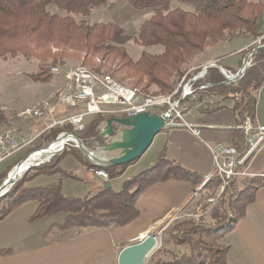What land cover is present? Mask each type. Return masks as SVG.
<instances>
[{"label": "trees", "instance_id": "obj_1", "mask_svg": "<svg viewBox=\"0 0 264 264\" xmlns=\"http://www.w3.org/2000/svg\"><path fill=\"white\" fill-rule=\"evenodd\" d=\"M128 1L136 10L153 11L135 37V42L142 47L138 59L132 57L122 44L124 32L120 24L113 21L91 23L85 18L108 0H0V57L36 55L41 60L39 72L30 76L35 81L47 82L54 74L50 63H63L65 55H69L64 51H75L94 61L90 67L93 71L130 85L142 97L150 94L173 95L178 100L183 92L179 85L203 68L189 71L188 64L195 55L235 32H245L255 39L263 35L258 26L259 17L264 12V2L260 0ZM179 2L189 5V8H184ZM50 5L64 12H52ZM260 44H264V38ZM258 45L252 44L239 52L242 57L239 67L244 56ZM53 48L58 52L44 58L46 53L43 52ZM151 48L155 51H150ZM51 58L49 63L47 59ZM251 59V66L245 75L227 84L220 69L210 67L202 79L192 81L195 91L183 103L195 106L201 97L209 95L215 100L210 110L231 106L238 124L247 119L254 120L257 93L264 83V48L256 51ZM237 71V68L232 70L233 73ZM206 83L214 85L200 88ZM106 118L107 115H96L85 121L86 129L81 131L80 137L88 147H92L94 142L101 145L107 143V138L99 136L101 123ZM66 128L72 130L71 126ZM63 130L57 128L45 135V143L55 139ZM236 130L238 133L232 145L240 143L242 155L247 150L246 134L240 128ZM68 146L73 148L68 149ZM68 146L49 162L31 168L0 197V221L28 201L36 200L38 205L31 221L58 212L66 213L64 221L54 222L49 230L57 228L62 232H72L74 228L106 229L135 221L141 215L137 206L140 193L157 182L190 180L194 188L203 181L196 179V175L181 164L161 156L152 167L126 179L120 190L110 186L94 195L80 198L64 195L60 183L26 186L29 177L61 170L59 161L62 153L71 152L88 166H94L79 148L73 144ZM128 164L104 169L113 178L123 174ZM13 166L6 172L0 170V186ZM221 184L222 180L214 177L204 185L202 191L208 188L210 195H216ZM263 186L264 175L235 177L211 206L206 219L184 217L174 220L164 229L161 247L146 264H228V246L222 243L223 234L233 229L246 214ZM130 244L125 243L122 247ZM9 250L1 249L0 254Z\"/></svg>", "mask_w": 264, "mask_h": 264}, {"label": "rangeland", "instance_id": "obj_2", "mask_svg": "<svg viewBox=\"0 0 264 264\" xmlns=\"http://www.w3.org/2000/svg\"><path fill=\"white\" fill-rule=\"evenodd\" d=\"M260 1L264 2V0H260ZM181 5L184 8H189V5L185 3H181ZM49 10H51L52 12H56V11L64 12L54 5H50ZM152 14H153L152 10H143V11L136 10L135 8L132 7V5L129 3L128 0H108V3L100 6L98 9L93 10L85 18L89 20L91 23L100 22V21H113V22L120 24L123 27V32H124L123 38L121 40L122 44L127 47L132 57H134L135 59H138L142 52L141 51L142 47L135 42V37L138 35L139 29L142 23L148 18H150ZM258 26H259L260 31L263 33L261 37H258L257 39H255L254 37H252L251 35L245 32H235L233 34H229L224 39L219 40L215 44L209 45L202 52L195 55L193 59L190 61V63L188 64V68L190 69L189 71H194L199 67H204L205 65L209 64L206 62H208V60L210 59H215L214 62H217V63L220 62L227 68L239 69L240 60L242 58L239 52L245 48H248L253 41L254 42L252 44L262 45L260 43L262 39L264 38V12H262V14L259 17ZM150 51H155V50L154 48H151ZM57 52L58 51L55 48H53V50L48 49L47 52H43V53H46L44 58L45 57L47 58L49 55H52L53 53H57ZM66 53H69V55H65L66 56L64 58L65 62L63 63L61 62L58 64L50 63L52 58L47 59L51 65V71L54 72L53 68L54 67L57 68V70L55 71L57 73L54 72L51 80L47 82L35 81L32 78V76H30V74H33V73L37 74V72H39L38 70L40 68L41 60L37 58L36 55L32 54V56H28V57L20 55L15 58L14 57H8V58L0 57V132L13 129L14 132L18 134L20 132L22 134L26 133L28 137L32 136L33 134L37 135L38 132L35 130L34 127H35L36 120L39 121L40 118L34 117L33 111L35 109L42 107L45 101H48L51 104L54 103L56 105L55 117L57 118H63V117L68 116L69 114H74V113H69L74 110L75 111L78 110L77 112H75V113H78L85 109V105L82 103H77L75 106L67 103L64 100V96L67 92L72 91L74 88L73 87L72 89H70V86H69L70 84L69 74H71V72H73L74 70L76 71L80 68H84L90 71L91 73L93 72L92 74H98L90 68L91 65L94 64L93 63L94 61H92V59L89 56H84L83 54H80L75 51H72V52L64 51V54ZM100 76L106 77L110 75H100ZM112 79L116 81L117 84L125 86L126 88H132L130 85L118 82L113 77ZM179 86H186V81L183 84H180ZM138 95L141 96V94L139 93ZM155 96L157 97V95ZM159 96H166L167 98H171V102L176 101L173 95H159ZM238 97H240V95H238ZM181 103H183V101ZM109 107L116 108V106H113V105ZM47 112L48 110L46 109L45 113ZM153 112L155 113L158 112L160 114L161 112H164V110L160 107H152L150 108V113H153ZM96 115L97 117L99 115H105V116L107 115V118L111 116L124 117L121 115V113L101 112V113L85 115L83 118V121L84 120L88 121ZM104 122L105 121H103L101 125ZM67 126H63V127L55 126V127H52L51 129H47L43 131L42 134H40L34 140L32 144L24 147L20 151L6 158L1 163L0 170L3 172H6L16 162L18 161L20 162L21 161L20 159L24 158L27 154L31 153L32 151L38 148L46 146L49 142L55 140L63 132L71 131V132L76 133L80 137L81 131L83 130L81 131L76 130L72 126H71L72 130H67L66 128ZM57 128L64 129L65 131L63 130L55 139H52L48 141L47 143H45L43 139L44 136L53 132ZM119 128H121V126L117 127V129ZM109 140L110 138H107V142ZM158 140L159 138L156 139L155 142L151 144V146L144 152V154L141 156V158L138 161L135 160L137 161L136 165L135 163L132 164L134 161L130 162L131 164L130 163L128 164V166L131 165L130 166L131 168L129 170H127L120 176H116V177H113L112 179H109V181H106V182L107 183L110 182L114 190H120L123 182L129 176L140 173L143 170L155 165L157 162V157H158V151H157L158 150L157 145L159 144L157 142ZM71 144L74 145L73 142H71ZM98 144H99L98 142H94L92 147H88L87 145L86 146L90 149H94L93 146L96 147V146L101 145V144L99 145ZM68 147H69L68 149L73 148L72 146H68ZM46 162H49V161H45L43 163H46ZM59 166L61 170L51 172V173H42V174L29 177L28 180L26 181V186L29 187V186H40V185L60 183L61 190L64 195L71 196V197H80V198L91 196L95 194L96 192H98V190H101L107 187V183L104 180H102V178L98 177L95 174L96 171L99 170L100 168H97V166H89V171L95 174L96 176L89 173L87 170V165L83 163V161L80 160L78 157L74 156L71 152H67L64 154L62 153L60 155ZM92 169H94V171H92ZM200 180H202V178H200ZM202 183L203 182L199 183L198 185H196V187H199L200 184ZM223 186L224 184L222 183L220 190L217 192L219 194L216 193V195H210L212 197L210 199L212 205H214L217 202V200L221 196V193L227 188L228 185L224 188V190H223ZM96 187H97V190L93 191L94 188ZM196 187H194V190L196 189ZM198 197H195V198H198ZM191 198H192V194H191ZM27 203H28L27 206H25V208L23 209H26L34 204L38 205L36 200H30ZM20 207H18L17 209H19ZM19 211H22V210H19ZM209 211L210 210H208L207 212ZM17 212L14 215L20 216L21 214H23L21 212H19L20 214H18ZM65 216H66L65 212H58L56 214L49 215L41 219H37L33 221L32 224H30L29 226H24V224H22L21 217H17L16 219L13 217L11 218V221L1 223L0 229H4V230L6 229L5 230L6 233H9V235H13L10 241L11 247L14 246L18 248L20 246L27 245L25 244L26 241H29L33 244H39L47 240H55L59 237L63 238V237L70 235V232H62V231H59L57 228L49 230L50 226L54 222L64 221ZM179 217L180 216L178 215V217L176 218L182 219L184 217H193V216L189 215V216H184L181 218ZM14 219L16 221H14ZM78 230L79 228H74L72 232L78 231ZM160 230L161 229H152V232H150V234H153V233L158 234L159 243L156 249L153 251V253L148 257V259L155 253V251L158 248L161 247L163 229L161 230L162 232ZM117 231L118 230L112 231L114 232V238L116 240H118L119 238L117 236ZM18 234H21V239H22L21 241L15 240L17 239ZM10 245L7 244L5 246L10 247ZM1 246L2 245H0V247ZM123 248L124 247H121L120 250H122Z\"/></svg>", "mask_w": 264, "mask_h": 264}, {"label": "crops", "instance_id": "obj_3", "mask_svg": "<svg viewBox=\"0 0 264 264\" xmlns=\"http://www.w3.org/2000/svg\"><path fill=\"white\" fill-rule=\"evenodd\" d=\"M214 60L210 59L206 63L214 62ZM220 65L232 72L233 68ZM192 111L193 114H188L187 118L200 126V136L194 135L185 127L166 126L157 133L152 143L159 138L157 160L165 156L192 171L196 179L202 178L204 181L213 169V155L208 144L232 145L238 133L236 128L239 124L231 106L210 110V105H204ZM252 122L264 125V83L257 93L256 116ZM101 127L103 128V124ZM234 146L241 154V144H234ZM96 147L93 146V148ZM141 156L135 160L138 161ZM135 160L131 162L136 165ZM130 166L125 172L131 168ZM245 167L250 176L264 175V143L256 153L252 154ZM87 170L91 173L88 165ZM96 190L97 187L93 191ZM193 190L190 180L168 179L157 182L140 193L137 206L141 215L135 221L124 226L112 225L106 229H79L70 232L69 236L39 244L26 241L27 245L11 247L10 241L13 235L6 233V229H0V245H2L0 250L10 249L7 253L0 254V264H118L120 249L125 243L138 241L143 235L152 232V229L167 228L178 219L176 218L178 215L179 218L189 215L197 219L206 218L207 211L212 205L210 189H204L195 199L191 198ZM27 204L12 212L6 219L0 221V224L11 221L13 217L15 219L21 217L24 226L32 224L30 217L37 208V204L23 209ZM16 212L23 214L14 215ZM116 230H118V240L114 238V232H112ZM15 240L21 241V234H18ZM222 243L228 246V264H264V186L258 190L255 201L249 205L246 214L239 219L235 227L223 234ZM7 244L10 247L5 246Z\"/></svg>", "mask_w": 264, "mask_h": 264}, {"label": "built area", "instance_id": "obj_4", "mask_svg": "<svg viewBox=\"0 0 264 264\" xmlns=\"http://www.w3.org/2000/svg\"><path fill=\"white\" fill-rule=\"evenodd\" d=\"M53 70L55 72L57 68L54 67ZM228 72L231 71L229 70ZM69 78L70 89L74 88L65 94L64 100L73 106L77 103H82L85 105V109L78 113L69 114L63 118H57L55 117L56 105L45 101L42 106L44 109L40 107L37 111H33L34 117L40 118L39 121L36 120L34 127L38 132L37 135L33 134L28 137L26 133L22 134L20 132L18 134L13 129L0 132V165L9 156L32 144L47 129L55 126L63 127L68 125L79 131L85 130L86 124L85 120L83 121L84 116L94 113L114 112L121 113L122 116H128L150 112V108L152 107H160L165 111L170 106L173 107L172 117L169 119L167 126L185 127L194 135L200 136V126L190 121L187 115H192L194 108L212 105L215 102L211 96L205 95L201 97L195 106H191L189 103L178 104L177 100L171 103H159L155 102V100L152 103H143L140 97L122 94L118 89L107 85L106 81L98 79L96 75L82 74V70L69 74ZM206 85L203 84L200 88H205ZM182 90L186 96L193 94L195 91L190 80L186 81V86H182ZM111 105L116 106V108L109 107ZM46 109L48 110L47 113H45ZM237 128L245 131L247 143L246 152L242 155L239 154L237 148L231 144H208L213 155V169L210 173L231 176V180L237 176H248L250 174L245 166L248 164L252 154L256 153L264 143V125L255 124L251 119H247L245 122L237 125ZM246 161H248L247 164L242 165ZM95 174L98 177H102L105 181L110 179L108 171L104 168H100ZM201 190L202 188L196 187L192 192V198L198 197Z\"/></svg>", "mask_w": 264, "mask_h": 264}, {"label": "water", "instance_id": "obj_5", "mask_svg": "<svg viewBox=\"0 0 264 264\" xmlns=\"http://www.w3.org/2000/svg\"><path fill=\"white\" fill-rule=\"evenodd\" d=\"M261 48H264V44L258 45L253 50L249 51L244 56L242 65L236 73L228 72L219 63L212 62L205 65L197 75L190 79V82L203 77L210 67H218L220 69L221 73L225 77L224 83L227 84L235 82L245 75L251 66L250 60L252 55ZM211 85L214 84L207 83L206 86ZM185 97V93H182L178 100V104H180ZM172 109L173 107L169 106L160 114L143 112L124 117L111 116L107 118L103 123V128L99 133V136L110 138V140L106 144L100 145L94 149L88 148L85 142L76 133L71 131L63 132L46 146L38 148L27 154L8 172L0 186V197L5 195L18 181V179L22 177L31 167L38 166L45 161H50L57 153L61 152L67 145L71 144L70 140H72L74 145L80 149L82 154L94 166L107 168L110 166L130 163L131 161L139 158L152 143L157 133L167 126L169 119L172 117ZM119 126H121V128L117 129ZM71 137L73 139H71ZM55 142H60L59 144H61L55 149V151L47 153V155L43 156L32 165L21 169L22 163L27 160L32 153L48 149L51 143ZM13 169H17L18 172L10 178L9 175ZM110 186L111 184L108 182L107 187ZM156 243H159L158 234L147 233L143 235L138 242L127 245L120 251L118 264H145V261H147L146 258L153 253L152 250L155 248Z\"/></svg>", "mask_w": 264, "mask_h": 264}, {"label": "bare ground", "instance_id": "obj_6", "mask_svg": "<svg viewBox=\"0 0 264 264\" xmlns=\"http://www.w3.org/2000/svg\"><path fill=\"white\" fill-rule=\"evenodd\" d=\"M251 62V60H250ZM79 70H82V74H89V75H96V77H98V79L102 80V81H106L107 85H110L112 87H114L115 89H118L120 91V93L122 94H126V95H132V96H138L141 98L140 95H138L137 93V90L136 89H133V88H126L125 86H122L120 84H117L116 81H114L112 79L111 76H100L99 74H92L90 71L84 69V68H80L76 71H79ZM91 70V69H90ZM75 71V70H74ZM71 72L72 73H74ZM200 75V74H199ZM100 76V77H99ZM205 76V75H204ZM203 76V77H204ZM203 77H201L200 79H202ZM199 80V79H198ZM192 83V82H191ZM207 87V86H206ZM183 93V92H182ZM187 97V96H186ZM185 97V98H186ZM184 98V99H185ZM142 102L143 103H152L153 100H155V102H159V103H171V98H167L166 96H143L141 98ZM37 108V107H36ZM39 109V108H38ZM38 109H35L34 111H37ZM29 111V110H28ZM65 131V130H64ZM71 139H73L71 137ZM72 142V140H70ZM60 142H55V143H51L50 147L48 149H44V150H39V151H36L34 153H32V155L27 159L25 160L23 163H22V166H21V169H23L24 167L26 168L27 166L29 165H32L33 163H35L37 160L41 159L43 156L47 155V153H50V152H53L55 151V149L57 147H59L61 144H59ZM20 169V170H21ZM22 171V170H21ZM17 169H13L9 175V177H13L16 173H17ZM95 175V174H94ZM250 175V174H249ZM214 177H219L221 180H222V183L224 184L223 186V190L224 188L229 184V182L231 181V176H223V175H220V173H210L209 175L206 176V179L203 181V183L198 187V188H203L204 185L209 182L210 180H212ZM109 181V180H108ZM110 183V182H109ZM230 186V185H229ZM234 195V194H233ZM231 198V197H230ZM158 243H156L155 245V248H153L152 251H154L157 247ZM150 256V255H149ZM148 256V257H149ZM148 257L146 258V260L148 259ZM146 263V261H145Z\"/></svg>", "mask_w": 264, "mask_h": 264}]
</instances>
